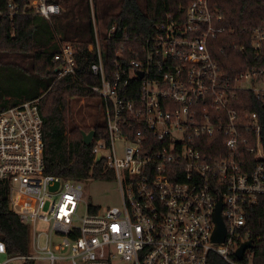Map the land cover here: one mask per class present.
<instances>
[{
    "label": "built area",
    "instance_id": "1",
    "mask_svg": "<svg viewBox=\"0 0 264 264\" xmlns=\"http://www.w3.org/2000/svg\"><path fill=\"white\" fill-rule=\"evenodd\" d=\"M87 1L94 35L88 50L96 56L90 70L100 81L90 89L107 130L89 146L93 161L114 175L120 204L101 211L84 199L94 180L45 173L40 98L0 110V182L28 231L27 253L0 264H264V236L253 235L251 224L252 216L264 217L261 118L243 108L247 94L264 104V67L225 73L209 48L224 32L223 19L209 0H194L179 12L182 20L166 16L127 50L131 59L118 52L106 68ZM7 9L10 20L19 11L12 3ZM24 11L49 21L61 8L28 0ZM114 29H104L107 40ZM56 42L57 79L74 75L73 43ZM263 44L264 20L250 37L256 57ZM218 205L225 236L213 242ZM247 242L239 260L235 253Z\"/></svg>",
    "mask_w": 264,
    "mask_h": 264
},
{
    "label": "trees",
    "instance_id": "2",
    "mask_svg": "<svg viewBox=\"0 0 264 264\" xmlns=\"http://www.w3.org/2000/svg\"><path fill=\"white\" fill-rule=\"evenodd\" d=\"M193 1L145 0L142 8L137 0H93L97 15L100 9L104 29L115 26L111 40L106 39L104 31H99L105 67L112 66L118 52L131 59L127 54L129 48H138L166 16L182 20L179 12ZM48 2L61 8L60 15L49 21L33 11H24L28 0H0V110L40 98L45 173L85 183L90 179L112 181V172L105 169L103 162L93 161L91 146L83 144L81 136L82 132L94 131L95 140L106 139L105 120L100 122L95 118L90 125H83L74 119V102L98 98L90 87L100 83L99 77L90 70L96 56L88 50L94 44L88 1ZM9 3L19 7L12 20L8 16ZM209 5L219 10L224 28L222 34L209 41L212 59L227 74L252 66L264 67V44L259 57L250 50L252 30L264 20V0H209ZM57 38L73 43L75 58L74 75L60 79L52 61L59 52ZM247 98L245 111L257 112L261 118L260 141L264 151V104L250 94ZM255 211L260 218V209L254 208L250 213ZM251 224L253 235L264 236L262 213L261 221L252 216ZM27 232L26 225L12 213L7 187L0 182V241L6 247L7 257L27 253Z\"/></svg>",
    "mask_w": 264,
    "mask_h": 264
},
{
    "label": "rangeland",
    "instance_id": "3",
    "mask_svg": "<svg viewBox=\"0 0 264 264\" xmlns=\"http://www.w3.org/2000/svg\"><path fill=\"white\" fill-rule=\"evenodd\" d=\"M140 7L144 8L145 0H137ZM94 13L97 19V29L104 31L103 17L101 16L100 9L97 12L94 9ZM82 100H76L74 102V119L83 125H90L91 121L95 118H99L101 122L104 120V115L101 108V100L99 98H91ZM100 106V108L98 107ZM85 201H89L100 207V210H104L107 207L119 206L120 196L117 190V184L113 181H90L85 184ZM9 258L7 256H0V263L5 262ZM6 264H23L22 261L11 260ZM115 264H129L125 262H116Z\"/></svg>",
    "mask_w": 264,
    "mask_h": 264
},
{
    "label": "water",
    "instance_id": "4",
    "mask_svg": "<svg viewBox=\"0 0 264 264\" xmlns=\"http://www.w3.org/2000/svg\"><path fill=\"white\" fill-rule=\"evenodd\" d=\"M81 136H82L83 144L89 146L92 138L94 137V131H90L87 134L82 132ZM214 221L216 224V229H215L214 235L212 237V241L213 242H222L224 240V236H225V227H224L223 222H222L221 217H220V205H218L216 208L215 215H214ZM250 247H251L250 242H247V243L241 245L235 253L236 257L239 260H241L243 257L244 251Z\"/></svg>",
    "mask_w": 264,
    "mask_h": 264
}]
</instances>
